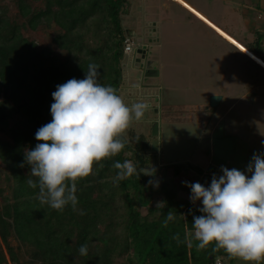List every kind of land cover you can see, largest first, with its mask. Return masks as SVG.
I'll use <instances>...</instances> for the list:
<instances>
[{"label":"trees","instance_id":"1","mask_svg":"<svg viewBox=\"0 0 264 264\" xmlns=\"http://www.w3.org/2000/svg\"><path fill=\"white\" fill-rule=\"evenodd\" d=\"M9 1L22 20L0 4V164L6 169L0 168V264H214L218 256L234 264V257L222 249L214 251L213 245L198 249L194 239L192 246L173 239L179 233L183 241L193 214L201 213L192 202L176 199L171 181L161 182L160 201L152 204L156 195L148 181L154 182L163 168L155 169L154 176L114 181L115 161L131 160L138 169L157 161L150 137L133 127L123 151L102 161L103 167L96 164L94 173L78 182L83 215L71 207L57 212L39 202L38 189L26 183L29 167L18 166L24 162V150L35 147L36 131L51 121L56 86L83 79L89 63L100 66L99 82L121 96L124 40L133 39L123 22L132 0ZM44 25L59 29L52 46L40 47L25 34ZM249 48L264 61L262 34H256ZM136 193L141 194L139 201ZM169 210L177 214L165 228L162 222ZM84 244L87 256L79 255Z\"/></svg>","mask_w":264,"mask_h":264},{"label":"clouds","instance_id":"2","mask_svg":"<svg viewBox=\"0 0 264 264\" xmlns=\"http://www.w3.org/2000/svg\"><path fill=\"white\" fill-rule=\"evenodd\" d=\"M99 76L100 66L89 63L83 79L72 78L56 86L51 94L52 119L36 131L35 147L24 150V162L18 165L29 167L26 183L38 189L39 202L57 212L71 207L84 214L78 208V182L92 175L96 164L103 167L102 161L123 151L128 142L127 130L148 109L144 102L125 103L114 87L99 82ZM112 167L117 170V183L133 175L154 176L156 171L152 166L138 169L131 160L115 161ZM220 171L222 175L213 174L207 187L184 182L190 188V201L202 204L197 209L201 215L193 214L192 228H185L183 241L179 233L173 239L189 246L194 239L198 249L213 245L214 251L222 249L246 264H262L264 152L253 154L246 171L225 166ZM176 214L169 210L162 226L168 227ZM78 251L87 256V244Z\"/></svg>","mask_w":264,"mask_h":264},{"label":"rangeland","instance_id":"3","mask_svg":"<svg viewBox=\"0 0 264 264\" xmlns=\"http://www.w3.org/2000/svg\"><path fill=\"white\" fill-rule=\"evenodd\" d=\"M0 4L8 6L10 16L22 20L12 1L0 0ZM184 15L169 0H132L131 13L123 22L133 37V45L122 62L124 82L121 97L129 105L136 102L148 104L143 118L134 120L127 132L133 127L150 137L152 147L157 151V161L153 163L156 170L186 162L182 159L198 143L197 138H192L199 132L197 126L194 130L187 129L184 124L176 122L181 119L182 109L188 110L190 103L209 105L210 98L207 100L204 92L207 94L211 89L221 91V78H226L227 89L235 91L245 87L253 75V68L259 70L207 28L187 26L182 19ZM57 32L56 25H44L25 34L43 47L53 45L52 38ZM155 60L158 61L157 67L148 68V63L152 61L153 64ZM255 76L262 78L264 73L259 71ZM0 168L6 171L2 164ZM170 172L169 169L166 175L161 172L154 181L156 197L152 204L160 201L158 188L161 182L169 181ZM157 184L158 187L154 186ZM172 187L176 191L181 190L180 186ZM140 195H135L138 201Z\"/></svg>","mask_w":264,"mask_h":264},{"label":"crops","instance_id":"4","mask_svg":"<svg viewBox=\"0 0 264 264\" xmlns=\"http://www.w3.org/2000/svg\"><path fill=\"white\" fill-rule=\"evenodd\" d=\"M169 1L177 5L185 14L182 19L187 26L190 25L189 27L193 28L194 25H201L207 28L254 66H259L203 20L175 1ZM184 1L250 51L252 50L249 46L255 45L256 34H262L264 38V19L259 17V14L264 12V0ZM209 36L214 40L212 35ZM259 71L264 73L263 69L253 68L250 80L244 88L239 90L227 89L225 77L220 80L221 91H215L209 87L211 90H208V95L206 91L204 92L207 100L214 94L222 97L213 112H206L210 107L207 103H190L188 110L182 109L180 112L181 119L176 122L184 124L187 129L194 130L197 126L199 132L192 136L197 138L198 143L192 148L191 153L182 159L186 162L181 163L182 166H177L176 169L174 164L162 169V175H166V170H171L168 173V180L173 186L181 187L180 191L177 189L179 202L183 204L191 202L190 188L185 186L184 182H199L207 187L210 185L213 174L222 175L221 166L246 171L253 154L264 152V144H262L264 141V77L255 76ZM175 170H179L180 173L176 174ZM195 205L202 207L199 201ZM218 258L229 264L228 257L218 256L216 259ZM233 263L246 264L242 259L235 257Z\"/></svg>","mask_w":264,"mask_h":264},{"label":"bare ground","instance_id":"5","mask_svg":"<svg viewBox=\"0 0 264 264\" xmlns=\"http://www.w3.org/2000/svg\"><path fill=\"white\" fill-rule=\"evenodd\" d=\"M176 3L183 6L185 9L189 10L191 13L196 15L198 18L203 20L206 24H208L212 29H214L217 33H219L223 38L228 40L232 45H234L236 48L241 50L244 54L249 56L256 64H258L263 70H264V61L254 54L252 51L247 49L244 45H242L240 42H238L236 39H234L232 36L221 30L219 27H217L215 24H213L211 21H209L205 16H203L201 13L196 11L193 7H191L186 1L184 0H173Z\"/></svg>","mask_w":264,"mask_h":264},{"label":"built area","instance_id":"6","mask_svg":"<svg viewBox=\"0 0 264 264\" xmlns=\"http://www.w3.org/2000/svg\"><path fill=\"white\" fill-rule=\"evenodd\" d=\"M259 17L261 19H264V12H261L259 14ZM124 52L125 53H129L132 50V45H133V39L131 38V36H127L124 40ZM218 176V175H217ZM214 264H228L226 261L222 260V259H216Z\"/></svg>","mask_w":264,"mask_h":264},{"label":"water","instance_id":"7","mask_svg":"<svg viewBox=\"0 0 264 264\" xmlns=\"http://www.w3.org/2000/svg\"><path fill=\"white\" fill-rule=\"evenodd\" d=\"M152 62V61H151ZM151 62L148 63V68H156L157 62L154 61L153 64ZM222 97L220 95L214 94L210 97V106L217 107L221 101Z\"/></svg>","mask_w":264,"mask_h":264}]
</instances>
